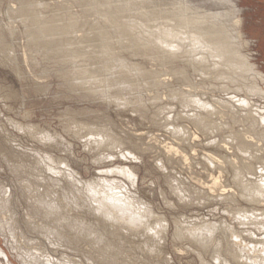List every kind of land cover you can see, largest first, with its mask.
Here are the masks:
<instances>
[{"label": "rangeland", "instance_id": "1", "mask_svg": "<svg viewBox=\"0 0 264 264\" xmlns=\"http://www.w3.org/2000/svg\"><path fill=\"white\" fill-rule=\"evenodd\" d=\"M0 1V36H2L14 50L13 56L8 57V59H3L4 56H0V202L2 198L12 201L9 203L12 204L11 207L9 205V209L11 210L5 209L4 211L0 207V249L7 256L8 262L10 264H26L24 261L31 262L32 264L33 262L31 261V257L36 255L37 259L41 261V263L45 262L49 258L50 260L54 259L52 260L53 263L58 261V263L61 262L63 264H130V262L132 264H203L201 258L199 257L200 255L197 254L198 251L196 250L195 246L184 239L178 240L176 234L182 229L188 231L191 228H200L204 225L219 226L217 227L219 229H222L223 225L227 227V229H229V227L230 229L233 228V232L236 231L241 235V238L245 239V245L247 244L249 246L247 248L253 246L251 250L254 252H244L247 259L244 257L243 253L242 258L244 259L242 260L246 259V261L242 263H254V257L258 261L259 259L262 261V257H264L262 251L264 250V245L261 241H264V239H262L264 238V229L258 224L264 220V203L261 202L259 204H251L240 197H237L236 195L239 196V192L235 189L233 183L231 182L233 172L230 171L229 173L225 172L219 174L220 171H218L216 166H209V164L207 162L205 163L204 161V156L207 155V153H209L208 155L214 156L219 154L218 156L220 157L216 158L220 161L221 159H224L225 161V157L229 156H231L229 158H232L231 160H233V155L235 154L233 147L230 145L225 146L224 144H221L222 141H229L227 139V131H230L229 129H227V131L224 130L223 132H220L221 135L220 133H213L214 135L212 133L211 135H205L203 132H200V130L196 129L195 126L191 125L193 123L190 120H179L177 118L178 115L186 110L182 113L185 114L188 109H182L178 100L174 99V101L172 97V99L170 98L171 87L167 86L161 87L160 89L156 88L157 90L154 88L153 90L152 88L149 90L143 88L138 91L129 90L132 92L131 94H129L128 90H125L126 92H117L119 93V96L123 95L121 97L124 99L128 98L132 101V104H129V106L127 105L126 107H120L115 102L109 100L105 101L104 99L96 102L94 100L84 98L82 100L79 96V93L70 90L69 86H67L64 83V80H62L57 74V72L69 66L68 63L60 61L58 58V56L63 54V51H47L46 49L42 48V45L33 43V31L29 28L27 22L23 21V19L18 15L20 13L22 4L24 6H46L47 10L43 12L45 18L52 17L54 15L58 17H64L66 14L67 16V12H65L64 9V5L66 4L65 7L70 6L72 13H77V15L80 16L82 15L84 18L87 17V20L92 23V26L95 25L96 20H99L97 17L98 15L94 14L95 16H84V8L78 4L80 0ZM121 1L122 5H126L125 1L128 3L130 2L129 0ZM149 1L156 5L163 3H181L186 1L197 6L204 5L205 8H210L216 12H229L230 10L229 5L222 4L219 6H211L206 5L207 3H205L204 0H180L181 2H179V0ZM231 1L235 4L239 17L242 20V33L247 44L242 47V54L244 56L247 55L249 58H247V56L246 58L249 60V63L253 66L257 65V70L264 74V0ZM13 31H15V33H13ZM84 32H88V28H85ZM245 48L247 49L245 50ZM129 53L130 51H123V55L119 57L120 63H123L126 59L134 61L135 63H142L144 64L145 68H148L151 71L153 70L152 72H155L157 75H159L161 80H167V82L170 83L169 84L166 82L167 85H175L177 83L176 80L169 75L170 70H166L167 68H161L162 66H160L156 61L154 62L153 59L145 60L141 57L130 56L131 54ZM168 68L170 69V66H168ZM161 71L164 72L162 73ZM194 80H197L196 82H198V84H200L201 81L202 87L206 86L203 85V81L201 79L195 78ZM193 84V86L196 85L195 82H193ZM198 84L196 86H199ZM258 84L264 89L263 83L261 84L258 82ZM38 86L45 87H43V89H37ZM182 87H184V89H181L185 91H195L191 87ZM199 87H201V84ZM202 87L199 88L198 91L202 93L206 92L205 95L208 96L205 97L206 100L208 102L210 101V103L212 100V103H214L217 108L222 109L221 102L223 101V98L225 99L226 96L228 97V95L224 92L218 91V89H214L212 92L208 89L204 90ZM110 94L115 95L113 91L110 92ZM124 94L128 97H125ZM136 94L137 96L135 97ZM157 96L158 98L160 97L159 100L161 101L154 100ZM138 101L141 103L138 104ZM154 101L158 104V106L154 105ZM144 103L146 106H144ZM254 103L256 106L259 105L258 107L262 108L261 110L263 111L261 112L264 114V101L260 99H254ZM164 105L166 107L169 105V111H166V115H162L158 119V121L163 119L161 123L158 122L157 125H154L153 120L155 118L152 117H155V113L158 115L157 110L155 111L154 109H158L160 106ZM141 106H144L145 108L143 107V109ZM138 108H141L140 110L142 111H146L144 114L136 113L135 110L138 111ZM195 110L194 114L199 111L198 109ZM84 111L86 112L82 114L81 112ZM78 112L79 114H77ZM168 113H170L169 116L171 117V124H177V126L184 128L186 131L188 130V143L180 142L177 138H174L175 136L170 129L163 127L165 126L164 118ZM74 118H76L77 121L82 122H96L98 125L106 129L113 128V130L117 131V133H120L123 136L124 134L128 136L131 134L130 137L137 136V138L139 136L138 140L140 142L138 140L137 142L135 141L137 146L135 144H133V146L128 145L129 147L126 145L127 149L129 148L131 150L124 149L126 148L125 146L118 150H110L109 153L106 152L99 156V154L95 151V148H93V144H91L92 138L83 135L77 136L73 132L72 128H70L72 127ZM173 118L177 119L172 120ZM227 119L230 120L232 118L228 117ZM240 119L242 120V117ZM240 119L236 117L237 124H232V126L240 124L236 126L237 128L240 127L239 131H247V126L244 123H241ZM151 121L153 123H151ZM241 125H244V127ZM26 127L35 128V134L37 133L36 136L26 132ZM236 127L235 129H237ZM168 132H170V134ZM40 135H45L47 137L46 142H40V140L37 138V136ZM154 138H156L158 141H156ZM172 142L174 144L176 143L175 147L179 145L180 148H182L181 146H183L182 149H180L179 146L177 147L180 151H183L182 155L174 156L172 153L168 154L163 147L162 148L164 150H161V146H166V143L168 145L172 144ZM177 142H180V144ZM218 144L225 146L227 150L226 148L224 149L227 152H222L219 150ZM144 145H146V147ZM147 145L150 146L148 147ZM258 145L260 146L259 148H261L259 152H262V155L260 153L259 154L264 156V141H261V143L259 141ZM140 146H144V149L142 147L140 148ZM150 147L152 148V151L150 150ZM230 147L232 149H228ZM138 149L144 150V152ZM129 151L132 153L130 154ZM168 155L171 156L172 160H169L170 156ZM15 156H17V158ZM172 156L174 157L172 158ZM182 157H187V164L185 163L186 160H183ZM49 158H52L54 162H50ZM159 158L161 161H159ZM179 159H181V162ZM166 160L169 161L167 162ZM246 160V162L249 161L248 159ZM161 162L164 165L161 164ZM190 162L191 166L189 165ZM262 163L264 164L263 160L259 162L258 166H256V175H250L249 177L253 180L257 179V181L263 182L261 184H264V165H261ZM47 165L53 166L54 172L56 173L48 171L46 169ZM126 166H131L128 168L134 173V181L132 180V183L130 181L131 179L113 172V170L119 169V167L126 168ZM208 167L211 168L209 169ZM159 170L163 171L161 172ZM166 170L169 172V174H167L168 172H166ZM164 172L171 177L173 175V177H175L180 182V186H187L193 191H197V193H195L196 198H202L197 202H188L189 200H186V202L180 201L179 198L175 196L173 191H171L172 189L168 185V182L166 183L167 175L164 176ZM70 175H74V177H76L74 178L77 181H75V185L79 188L78 190L81 191V193H77L76 189H67V181L72 182ZM216 175L217 177H215ZM214 177H220V183L217 187L218 189L211 191L209 189L210 187L208 188V186H210L209 184L212 185V179ZM197 179L201 180L200 182H203L204 180V184L207 182V187L204 184L202 185L200 182L198 183L199 180ZM54 180L59 181V183H52ZM94 180L97 182L100 181L101 183L104 182V184L115 182L116 180L115 184L117 183L119 186L125 187L126 189H128L130 186L131 188L128 189L130 192L128 191L127 194L129 196L132 194V198L135 199L134 201L138 206L144 209L148 208V211L153 212V214L151 212V218L149 217L150 220H147L148 227L153 233L150 232V230L148 231V228L144 229V227H142V230L140 229L137 234L135 233L134 235L130 236L132 239L128 238L127 235L125 241L122 242L123 245L129 250H126V256L118 253L116 259H114L112 253L115 250H111V243L103 242V239H101V237L98 236L96 232L92 236H81L79 232L74 231L72 233L70 229H67L68 224L76 223L74 216H84L83 220L86 221L85 225L86 223H89V221L86 219L88 215L82 213L81 211V201L78 202L76 198L81 196L83 197L84 191H82V188L84 190V184H91V182H95ZM128 180L130 181L129 183ZM121 181L122 183L120 184ZM80 182H82L81 185ZM200 185L204 187H201ZM230 185L233 186L230 187ZM225 186L226 189L223 188ZM219 187L223 189H220L219 191ZM125 188L123 189L125 192H127ZM229 193L234 197L235 201L230 200L229 202V199L227 200L226 198H223L225 195L229 196ZM135 194L138 196H135ZM201 194L206 196L203 197ZM209 195L211 197H209ZM42 202H49L51 206L48 207L49 204L47 206L42 204ZM138 203H140V205ZM197 203L199 204L197 205ZM142 204L146 206L144 207ZM238 211L248 212L246 217L251 219L252 217L254 219L256 218V221L253 219H249L250 221L248 220V222L247 219H243V221L239 219V221ZM249 212L253 214L251 215L250 213L249 215ZM1 220L3 222H1ZM88 220H90V217H88ZM254 222L258 224L256 225ZM178 223L181 227L177 226ZM77 224L79 225L78 229H80L82 224L81 218ZM161 227H164L163 229L165 231L161 230ZM225 227H223V229H225ZM143 229L145 230L143 235L145 238L139 237V234H143ZM158 230L160 235H156L154 233V231L158 232ZM251 232L252 234H250ZM218 234L219 233L214 236V238H216L215 241L221 238L218 237ZM14 235L15 237H13ZM133 236L136 238H133ZM150 236H153V241ZM229 237H227V239L229 238V240H232V242L238 241L231 235ZM147 238H149V240ZM145 239L148 241L146 242ZM227 239H222L220 245H218L219 241L217 244L215 241L214 242L220 248L222 247V249H224V247H227ZM224 240L227 241L225 242ZM125 242H127V244H124ZM138 245L146 246H142L143 248L140 247L142 248L140 250ZM146 247L149 249H146ZM209 251L203 256L204 262L207 261L205 264L222 263V261L219 262L218 260H214L213 257H211V252H213L212 247ZM99 253H101V255H99ZM248 254H251V256H249L251 260H249L247 256ZM39 256H43L44 259L43 257L40 258ZM117 259L122 260H119L117 263L115 261ZM72 261H74V263H72ZM0 264H7V261L4 260V258L2 260L0 257Z\"/></svg>", "mask_w": 264, "mask_h": 264}, {"label": "bare ground", "instance_id": "2", "mask_svg": "<svg viewBox=\"0 0 264 264\" xmlns=\"http://www.w3.org/2000/svg\"><path fill=\"white\" fill-rule=\"evenodd\" d=\"M129 1H130L129 3L125 1L126 5L125 4L122 5L121 0H113V1L111 0H80L78 4L84 8V16H87V15L95 16L94 14L98 15L97 17L99 20H96L94 26H92L91 25L92 23H90L87 20V17L84 18L82 17V15L80 16V15H77V13L76 14L72 13L70 6L65 7L66 4L64 5V9H65V12H67V16L65 14L64 17H61V16L58 17L54 15L52 17L45 18L43 15V12L47 10L46 6H41V7H39L38 5L24 6L23 4L20 8V13L18 16H20L23 19V21L27 22L29 28L33 31L32 33L33 43L42 45V48L46 49L47 51H56V52L63 51V54L58 56V58L60 59V61L68 63L69 66L60 70L59 72H57V74L62 80H64V83L67 86H69L70 90L79 93V96L81 97L82 100L84 98V99L94 100L96 102V101H100L104 99L105 101H108V100L113 101L120 107L121 106L126 107L127 105L129 106V104L131 105L132 101L129 100L128 98L124 99L123 97H121L123 95L119 96V93L117 92L119 91L126 92L125 90L138 91L143 88H146L148 90L152 88L153 90V88L160 89L161 87L167 86V87H171L170 88L171 89L170 98L172 97L173 100L174 99L178 100L182 109L183 108L188 109V111L185 114H182V113L185 112L186 110L184 111L182 110L183 112H181L177 117L179 120L180 119L181 121L182 119L190 120L193 123L191 125L195 126L196 129L200 130V132H203V134L205 135H209V134L211 135V133L219 134L220 132H223L224 130L227 131V129H229L230 131H227L228 133L227 139L229 141L228 142L222 141L221 144H224L225 146L230 145L233 147V149L235 150L234 152L235 154L233 155V160H231L232 158L231 159L229 158L231 156L225 157L223 155L225 157V161L224 159L223 160L221 159V161H223L221 162L219 159L216 158V157H220L218 156L219 154L217 156H214V155H208L209 153H207V155L204 156V161L205 163L207 162L209 166L210 165H213L214 167L216 166L218 171H220V173L218 172L219 174H222L225 172L229 173L230 171L233 172L232 174L233 176L231 177V182L233 183L235 189L239 192V196L236 195L237 197H240L241 199L251 204L253 203L259 204L261 202L264 203V184H261L263 182H259L257 181V179L253 180L249 177L250 175L251 176L256 175L257 173L256 166H258L260 161L262 160L264 161V156H261L262 152L261 153L259 152L261 148H259L260 146L258 145L259 141L260 143L261 141H264V114L263 112H261L263 111L261 110L262 108L258 107L259 105L256 106L255 104L256 102L254 103V99H260L264 101V89L260 87V85L258 84V82H260L261 84L262 83L264 84V74L257 70L256 68L257 65L253 66L252 64L249 63V60L247 59L249 57L247 55H246L247 56L246 58V56L242 54L241 50H242V47L246 44V42L244 40V35L242 33V20L239 17L235 4L231 0H204L205 3H207L206 5L219 6V5L225 4V5L230 6L229 12L227 11L225 12L217 11L216 12L215 10L213 11L210 8L209 9L205 8L204 5L197 6V5H193L192 3L186 2V1L181 2L180 0L179 2L181 3H178V2L167 3V4L163 3L159 5H156L150 2L149 0H129ZM0 5H1V1H0ZM85 28H88V32H84ZM13 33H15V31H13ZM246 49L247 48H245V50ZM123 51H126V52L130 51L129 54H131L130 56H133V57H141L142 59H145V60L153 59L154 62L156 61L160 66H162L161 68H167L166 70H170L169 75L172 78H174L177 83L175 85H169L170 83L167 82V80L166 81L161 80L159 75H157L155 72H152L153 70L151 71L150 69L145 68L144 64L142 63H135L134 61H131L128 59L124 60L123 63H120L119 57L123 55L122 54ZM13 54H14V50L12 46L2 36H0V56L1 55L4 56L3 59H8V57H12ZM168 66H170V69L168 68ZM194 77L199 78L203 81V85H206V86L202 87L201 81H200V84L204 90L208 89L213 92L214 89H218V91L224 92L228 95V97L226 96L225 99L223 98V101L221 102L222 109L217 108L215 104L212 103L211 99H210L211 103L210 101L208 102L206 100L205 97H208L205 95L206 92L202 93L198 91V89L201 87H199L200 84L196 82L197 80H194L195 79ZM166 82L169 84L167 85ZM193 82H195L196 85L198 84L199 86H196V85L193 86L194 85ZM182 86H186L189 88L191 87L195 91L182 90L181 88L184 89V87ZM43 87L38 86L37 89H43ZM112 91L113 93H115V95L110 94V92ZM130 91H129V94L132 93ZM126 96L127 95H125V97ZM136 96L137 94L135 95V97ZM159 98L157 96L155 97L154 100L158 101ZM139 103L141 102L138 101V104ZM154 105L158 106V104L155 103V101H154ZM144 106H146L145 103H144ZM130 109H134V108H130ZM140 109L138 108V111L135 110L136 113L144 114L146 110L142 111ZM168 109H169V105L167 107L164 105V106H160L158 109H154L155 111L157 110L158 115L157 113H155V117H152V118H155L153 120L154 123L152 121L151 123H153L154 125L155 124L157 125L158 122L161 123L163 119L161 118L162 119L161 121H158V119L162 115H166L167 113L166 111H169ZM195 109H198L199 111L197 110L198 112L194 114ZM85 112L86 111L81 112V113L84 114ZM77 114H79V112ZM169 114L170 113H168L167 116L164 118L165 126L163 127L170 129L175 136L174 138H177L180 142L188 143L187 142V138H188L187 131L188 130L186 131L184 128L177 126V124L176 125L171 124V117L169 116ZM228 117L232 119L228 120L227 119ZM236 117H238L239 119L242 117V120L240 119V122L244 123L247 126L246 127L247 131L240 132L239 131L240 127L238 128L236 127L240 124L236 126L234 125L238 130L235 129L234 126H232V124H237L238 119L236 120ZM177 118H173L172 120L177 119ZM241 126L244 127V125H241ZM70 128H72L73 132L77 136L83 135V136L92 138L91 144H93L92 146H94L93 148H95V151L99 154V156L106 152L109 153L110 150L121 149L125 147L126 145L133 146V144H135L137 146V143H135V141L137 142L139 138V136L138 138L137 136L130 137L131 134L130 136L125 135V134L123 136L122 134L117 133V131L113 130V128L106 129L98 125L96 122H82V121H77L76 118H74L72 127ZM35 130L36 129L33 127H26V132L34 136H36L37 134V133L35 134ZM168 133L170 134V132ZM37 138L40 140V142H46L47 140V137L45 135L37 136ZM154 139L158 141L156 138ZM180 142H177V143L180 144ZM175 144L173 142L172 144H169V145L166 143V146L167 145L168 146L166 147L164 145V146H161V148L163 147L168 154L172 153V155L174 156L182 155L183 151L179 150L180 146L177 145V147L179 146V148H177L175 147ZM127 146L124 149H127ZM144 146L146 147V145ZM147 146L149 147L150 145H147ZM225 146L219 145V148L218 147L217 148L221 150L222 152H224L225 151L224 148H226ZM141 147L142 146H140V148ZM181 147L183 148V146ZM163 148L161 150H164ZM151 149L152 148L150 147V150ZM228 149H232V148L230 147ZM140 151L144 152V150H140ZM129 152L130 154L132 153L131 151ZM174 156H172V158ZM15 157L17 158V156ZM182 158L183 160L184 159L186 160L187 157H182ZM246 159H248L249 161L246 162L247 161ZM169 160H172L171 156ZM180 160L181 159H179V161ZM49 161L54 162L52 158H49ZM135 161H136V157H135ZM159 161H161V159ZM162 162L161 164H163ZM186 162L187 160L185 161V163ZM189 165L191 166V162L189 163ZM261 165H264V164L262 163ZM128 167L127 166L126 168L119 167V169H115L113 170V172L121 174L128 179H131L130 181L132 183V180L134 178V173L131 170H129L131 166L129 168ZM116 168H117V165H116ZM208 168L210 169L211 167H208ZM46 169L52 173H56L54 172L53 166L51 165H47ZM164 169H167V168H164ZM166 172L168 171L166 170ZM167 174H169V172ZM167 174L165 173L164 176H166ZM217 175L215 177H217ZM70 176H71L70 178L72 182L67 181L68 182V184L66 185L67 189L69 190L76 189L77 193L78 192L81 193V191L78 190L79 188L75 185L76 180L74 178L76 177H74V175L73 176L70 175ZM166 177L168 181L165 179ZM166 177L164 178L166 180V183L168 182V185L172 189L171 191H173L175 196L178 197L180 201L186 202V200H189L188 202H194V201L197 202L198 200L202 198L201 196H200L201 197L200 199H198V197L197 198L195 197V193H197V191H193L191 188L187 186H184V187L180 186V182L175 177H173V175L172 177L169 175H167ZM215 177L213 179L211 178L212 185L209 184L210 186H208V188L210 187L209 189L211 191H215L216 189H218L217 187L219 186V183H220L219 182L220 177L218 178H215ZM130 181L128 180V183ZM200 181L201 180H199L198 183ZM56 182L59 183V181H55V180L52 181V183H56ZM115 182L104 184V182L101 183L100 181L99 182L95 181L93 183L91 182V184H87V185L84 184L85 186L84 190L82 188V191H84V193L82 192L83 197L82 196L77 197L76 199L78 200V202L81 201L82 213H85L88 215V217H90V220H88V217L86 218L87 221H89V223H86L87 226L85 225L86 221L83 220L84 216L83 217L74 216L76 223L68 224L67 226V229H70L72 233L74 231H77L81 234V236H87V235L92 236L96 232L97 235L100 236L101 239H103V242L111 243V250H115L112 253L114 259H116L118 253L122 255L126 254V250H128V248L125 247L122 242L125 241V238H127V235H128V238H131L130 236L134 235L135 233L137 234V232L140 229L142 230V227H144V229L148 228V231L150 230V232H152V230L149 229L148 224H147V220L148 221L150 220L149 217L152 211L150 212L148 211L149 210L148 208L144 209L138 206L134 201L135 199L132 198V194L130 195L131 197L127 194L129 191L128 189L131 188L130 186L128 189H126L125 187L117 185V183L115 184ZM81 183L82 182H80V185ZM121 183L122 181L120 182V184ZM200 183L203 185L204 180L203 182H200ZM206 183L204 184L205 186H206ZM233 185H230V187H232ZM201 187H204V186H201ZM123 188H125L127 192H125ZM223 188L226 189V186ZM220 189L221 188L219 187V191ZM136 195L137 194H135V196ZM225 196L223 198H226L227 200L229 199V202L230 200L235 201L234 197L231 196V194L229 196H226V197ZM209 197L211 196L209 195ZM10 202L12 201H10L9 199L2 198L0 202V207L4 211L5 209L8 210L12 205V204H9ZM137 202H140V201H137ZM42 204L48 206L49 202H42ZM138 204L140 205V203ZM198 204L199 203H197V205ZM50 206L51 205L49 204L48 207ZM145 206L146 205H144V207ZM184 206H185V203H184ZM247 213L248 212L246 211L244 212L238 211V215H239L238 220L240 219L241 221H243V219H247V222H248V220L251 218L246 217ZM250 213L251 212H249V215ZM252 214L253 213H251V215ZM80 218H81L82 224L80 226L81 228L78 229L79 225L77 224V222L80 221ZM252 219L256 221L255 220L256 218L254 219L252 217ZM1 222L3 221L1 220ZM254 223L256 225L258 224L256 222ZM258 225H261V227L264 229V220L259 222ZM177 226L181 227L179 223L177 224ZM217 227L219 226L204 225L200 228H191L188 231L182 229L180 232H177L176 237L178 240L184 239L186 241H189L192 245H194L196 250L198 251L197 254L200 255L199 257L201 258L203 264L207 262V261L204 262L203 256L208 253L211 247L213 251L211 252L212 253L211 257H213L214 260H218L219 262L222 261L223 264H244L242 262L246 261L247 259L245 253L247 252L250 253L251 251H253L251 250L253 246L250 248H247L249 246L247 244L245 245V241H244L245 239L241 238V235L238 234L236 231H235L236 233L233 232L232 231L233 228L230 229V227L228 226L229 229H227V227L223 225L225 229H223L222 227L223 229L222 230ZM163 228L161 227V230H164ZM144 229L142 232L143 234L142 235L139 234L140 236L138 235L139 237L145 238L143 236L144 231H145ZM154 233L156 235L158 234L160 235L159 230L158 232L154 231ZM217 233H219L218 237H221V238L223 237L222 239L224 238L227 239V237L231 235L233 238L238 240L236 241L234 239L238 243L234 241L233 243L232 240L231 241L229 240L230 238L229 237L227 239L228 241L226 240L227 247L226 248L224 247V249H222V247L220 248L218 246L220 245V242L222 241V239L219 238L218 240L215 241L216 238H214V236L217 235ZM250 234H252V232ZM13 237H15V235ZM136 237L133 236V238H136ZM147 239L149 240V238ZM153 239L154 238H152V241ZM258 240L261 241L260 239ZM214 241L216 242V244L219 241L218 245H216ZM261 242H263V245H264V241H261ZM124 244H127V242H125ZM142 246L145 247L146 245L145 246L142 245ZM142 246L138 245V248ZM142 248H140V250ZM146 249H149V248L146 247ZM262 251H263V256H264V250ZM243 253H244V257H246L245 260H242L244 259L242 258ZM99 255H101V253H99ZM247 256L249 260H251L249 257L251 256V254L250 255L248 254ZM0 257L2 258V260L4 258V260L7 261V264H10L8 262L7 256L4 254V252L1 249H0ZM31 258H32L31 261L34 264H37V263L38 264L39 263L40 264H63L61 262L58 263V261L56 263H53L52 260L54 259L50 260L49 258L46 261L44 260L46 263L45 262L41 263V261L37 259V255L32 256ZM263 258L264 257H262V261L261 259L258 258L259 259L258 261L254 257L253 259L254 263H251V264H264ZM119 260H122V259H117L115 261L118 263ZM24 262L26 264H31V262H28V261H24ZM72 263H74V261H72ZM222 263H219V264H222ZM130 264L132 263L130 262Z\"/></svg>", "mask_w": 264, "mask_h": 264}]
</instances>
